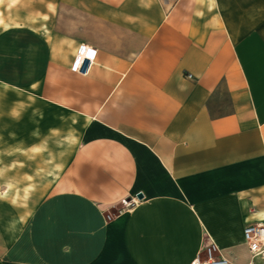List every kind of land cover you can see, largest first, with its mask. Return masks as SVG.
<instances>
[{
  "label": "crops",
  "instance_id": "1",
  "mask_svg": "<svg viewBox=\"0 0 264 264\" xmlns=\"http://www.w3.org/2000/svg\"><path fill=\"white\" fill-rule=\"evenodd\" d=\"M0 8V88L25 96L27 125L57 111L72 143L28 212L0 216V264H189L206 238L248 264L243 228L264 224V0ZM80 45L86 74L69 69Z\"/></svg>",
  "mask_w": 264,
  "mask_h": 264
},
{
  "label": "rangeland",
  "instance_id": "2",
  "mask_svg": "<svg viewBox=\"0 0 264 264\" xmlns=\"http://www.w3.org/2000/svg\"><path fill=\"white\" fill-rule=\"evenodd\" d=\"M11 17L0 8V21ZM15 17V16H14ZM25 96L0 88V216L26 214L68 161L72 143L64 142L57 111L42 112L27 125ZM53 117V118H52Z\"/></svg>",
  "mask_w": 264,
  "mask_h": 264
},
{
  "label": "built area",
  "instance_id": "3",
  "mask_svg": "<svg viewBox=\"0 0 264 264\" xmlns=\"http://www.w3.org/2000/svg\"><path fill=\"white\" fill-rule=\"evenodd\" d=\"M93 59V50L84 45L78 46L75 56L70 64V71L86 74ZM136 200L121 201L120 209H129L135 205ZM243 239L249 253L248 264H264V224H248L243 228ZM189 264H230L222 257L216 245L210 239H204L199 253Z\"/></svg>",
  "mask_w": 264,
  "mask_h": 264
},
{
  "label": "water",
  "instance_id": "4",
  "mask_svg": "<svg viewBox=\"0 0 264 264\" xmlns=\"http://www.w3.org/2000/svg\"><path fill=\"white\" fill-rule=\"evenodd\" d=\"M141 197H142L141 194H138V195H137V198H141Z\"/></svg>",
  "mask_w": 264,
  "mask_h": 264
}]
</instances>
